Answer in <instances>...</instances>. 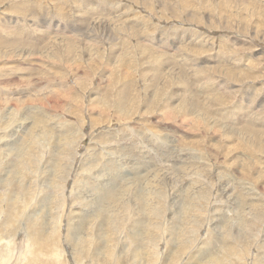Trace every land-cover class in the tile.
Returning <instances> with one entry per match:
<instances>
[{
  "label": "rangeland",
  "instance_id": "1",
  "mask_svg": "<svg viewBox=\"0 0 264 264\" xmlns=\"http://www.w3.org/2000/svg\"><path fill=\"white\" fill-rule=\"evenodd\" d=\"M0 264H264V0H0Z\"/></svg>",
  "mask_w": 264,
  "mask_h": 264
},
{
  "label": "bare ground",
  "instance_id": "2",
  "mask_svg": "<svg viewBox=\"0 0 264 264\" xmlns=\"http://www.w3.org/2000/svg\"><path fill=\"white\" fill-rule=\"evenodd\" d=\"M88 5V4H87ZM93 9V8H92ZM32 11V10H31ZM210 21V20H209ZM195 22V21H194ZM44 30V29H43ZM56 33V32H55ZM107 34V33H106ZM47 35V34H46ZM56 35V34H55ZM44 38V37H43ZM63 38V37H62ZM65 40V39H64ZM69 42V41H68ZM172 56V55H171ZM33 57V56H32ZM219 59V58H218ZM69 60V59H68ZM51 62V61H50ZM173 62V61H172ZM171 62V63H172ZM174 62H175V60H174ZM192 62V61H191ZM36 63V62H35ZM199 63V62H198ZM32 65V64H31ZM185 67V66H184ZM157 69H159V68H157ZM182 70V69H181ZM161 71V70H160ZM168 71V70H167ZM149 77V76H148ZM158 80V79H157ZM177 80V79H176ZM153 81V80H152ZM157 83V82H156ZM163 84V83H162ZM254 88V87H253ZM196 94V93H195ZM162 97V96H161ZM247 99V98H246ZM192 100V99H191ZM196 101V100H195ZM115 103V102H114ZM244 103V102H243ZM197 104V103H196ZM122 105V104H121ZM254 105V104H253ZM182 109V108H181ZM188 109V108H187ZM237 109V108H236ZM191 111V110H190ZM240 111V110H239ZM248 113V112H247ZM260 113V112H259ZM206 115V114H205ZM210 119V118H209ZM247 119V118H246ZM200 122V121H199ZM226 123V122H225ZM237 123V122H236ZM215 125V124H214ZM238 129V128H237ZM235 133V132H234ZM171 139V138H170ZM257 141V140H256ZM250 142V141H249ZM254 143V142H253ZM263 147V146H262ZM261 150V149H260ZM246 159V158H245ZM174 160V159H173ZM236 172V171H235ZM112 180V179H111ZM115 180V179H114ZM113 180V181H114ZM113 184V183H112ZM112 186V185H111ZM115 186V185H114ZM116 187V186H115ZM80 196V195H79ZM106 196V195H105ZM130 205H131V203H130ZM160 207V206H159ZM146 208V207H145ZM163 209V208H162ZM130 210V209H129ZM128 210V211H129ZM191 210V209H190ZM254 211V210H253ZM155 212V211H154ZM162 212V211H161ZM166 214V213H165ZM131 215V214H130ZM159 215V214H158ZM165 216V215H164ZM160 217V216H159ZM131 218V217H130ZM161 218V217H160ZM157 220V219H156ZM159 220V219H158ZM189 225V224H188ZM116 226V225H115ZM252 230V229H251ZM163 231V230H162ZM158 232V231H157ZM251 233V232H250ZM23 234V233H22ZM130 234V233H129ZM160 237V236H159ZM236 244V243H235ZM59 250V249H58ZM232 263V262H231Z\"/></svg>",
  "mask_w": 264,
  "mask_h": 264
}]
</instances>
